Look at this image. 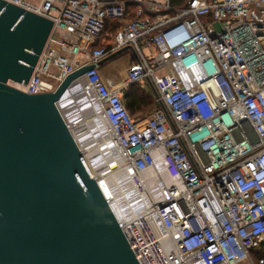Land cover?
<instances>
[{
  "label": "built area",
  "instance_id": "obj_1",
  "mask_svg": "<svg viewBox=\"0 0 264 264\" xmlns=\"http://www.w3.org/2000/svg\"><path fill=\"white\" fill-rule=\"evenodd\" d=\"M6 1L54 21L28 84L13 86L55 91L95 63L69 89L139 194L152 182L118 220L140 263L264 264V0ZM128 47L127 78L104 80L101 63ZM149 80L160 107L133 116L125 96Z\"/></svg>",
  "mask_w": 264,
  "mask_h": 264
},
{
  "label": "water",
  "instance_id": "obj_2",
  "mask_svg": "<svg viewBox=\"0 0 264 264\" xmlns=\"http://www.w3.org/2000/svg\"><path fill=\"white\" fill-rule=\"evenodd\" d=\"M53 26L0 0V264H141L60 107L95 63L55 91L11 85L28 84Z\"/></svg>",
  "mask_w": 264,
  "mask_h": 264
},
{
  "label": "bare ground",
  "instance_id": "obj_3",
  "mask_svg": "<svg viewBox=\"0 0 264 264\" xmlns=\"http://www.w3.org/2000/svg\"><path fill=\"white\" fill-rule=\"evenodd\" d=\"M84 101L71 87L61 103V111L71 126L77 146L84 152L90 169L98 178L99 186L119 220L125 213L140 209L138 198L149 197L153 189L152 182L144 178L145 186L142 187L145 190L139 194L140 186L132 170L128 165H123L126 169L122 171L108 127L90 115Z\"/></svg>",
  "mask_w": 264,
  "mask_h": 264
},
{
  "label": "trees",
  "instance_id": "obj_4",
  "mask_svg": "<svg viewBox=\"0 0 264 264\" xmlns=\"http://www.w3.org/2000/svg\"><path fill=\"white\" fill-rule=\"evenodd\" d=\"M134 5H129V9L133 10ZM109 26L111 23L108 24ZM127 107L133 116H147L160 107L157 102L156 95L151 88H142L139 84L131 85L125 96ZM264 252V243L262 245Z\"/></svg>",
  "mask_w": 264,
  "mask_h": 264
},
{
  "label": "rangeland",
  "instance_id": "obj_5",
  "mask_svg": "<svg viewBox=\"0 0 264 264\" xmlns=\"http://www.w3.org/2000/svg\"><path fill=\"white\" fill-rule=\"evenodd\" d=\"M134 63H135V56L133 52L128 49L116 55L115 57L107 60V62L105 63V66L102 68V72L110 76H113L117 80V83L120 84L123 80L127 78L128 69ZM100 72H101V69H100ZM12 84L13 82H11V85ZM78 101H80L79 98H78ZM81 115H82V112H81Z\"/></svg>",
  "mask_w": 264,
  "mask_h": 264
},
{
  "label": "crops",
  "instance_id": "obj_6",
  "mask_svg": "<svg viewBox=\"0 0 264 264\" xmlns=\"http://www.w3.org/2000/svg\"><path fill=\"white\" fill-rule=\"evenodd\" d=\"M27 1H29V2H31V3H33V4H38V3L40 2V0H27ZM106 62H107V61L103 62V63L101 64V66H100L101 74H102L104 80L109 79V80H113L115 83H117V80H116L113 76H110V75H108V74L102 72V68L105 66V63H106ZM117 84H118V83H117ZM127 93H128V92H127ZM125 101H126V100H125Z\"/></svg>",
  "mask_w": 264,
  "mask_h": 264
}]
</instances>
